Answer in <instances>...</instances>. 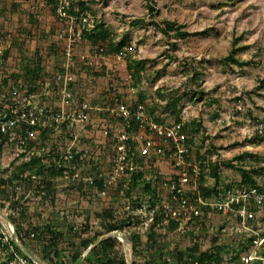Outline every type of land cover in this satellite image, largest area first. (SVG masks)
Returning <instances> with one entry per match:
<instances>
[{
  "label": "rangeland",
  "instance_id": "obj_1",
  "mask_svg": "<svg viewBox=\"0 0 264 264\" xmlns=\"http://www.w3.org/2000/svg\"><path fill=\"white\" fill-rule=\"evenodd\" d=\"M42 1L46 2L0 0V77L8 78V84L24 81L25 66L35 67L39 61L42 78H51L62 62L65 39L60 36V24L55 20L53 7L41 6ZM107 1L93 7L91 13L96 23H104L114 41H124V46L132 49L126 64L120 65L112 55L106 54L95 60L89 70L77 71L78 98L98 105L117 100L131 105L143 96L149 108L166 121L183 118L188 123L200 122L202 127L190 133L192 158L218 154L222 163L219 170L222 185L235 186L240 182L243 185L244 172H249L264 186V175L253 172L264 166V132H258L261 126L264 131V87H259L264 79V28L258 22L254 26L264 0H156L159 10L155 17L149 14L144 1L141 5H129L130 0H126L123 6L119 0ZM81 2L88 7L86 0ZM109 4L111 14L102 11L98 17V11ZM254 4L258 8L253 11ZM134 18H142L143 22L133 26L130 21ZM165 19L184 24L186 30L198 34L185 39L175 37L172 31L165 35L161 30ZM234 37L241 38L237 46L244 47L237 53L240 60L248 62L243 67L220 61L229 54ZM103 44L93 40L78 43L74 54H94ZM142 59L146 62L136 80L130 76L128 66ZM176 99L179 101L175 108ZM115 121L112 123L106 114L100 113L92 124L50 131L30 154L37 151L43 163L48 164L58 160L72 146L88 151L82 176L92 174L96 165L107 174L111 171L114 143L105 129L117 124ZM30 154L17 157L9 146H1L0 180L21 173L29 176V171L18 170V166L28 160ZM143 162L142 184L132 193H128L130 178L126 175L105 194H100L93 185L83 181L74 183L64 176L48 179L52 183L47 186L52 190L50 193L38 189L41 185L37 188L38 184L26 183L25 188L31 193L22 204L26 208L23 228L52 227L61 234L59 246L67 264H75L73 255L76 253H81L79 264H83L91 248L109 236L116 239L113 250L116 259L129 253L140 261L154 262L158 256L151 253L153 249L168 253L177 247L196 245L200 250H215L218 245L227 244L232 251L223 253V264H254L245 262V252L233 257L240 242H247L249 235L240 223L218 212L201 223L186 225L184 232L177 225L173 228L166 223L144 225L147 206L138 209L137 204L147 200L145 183L154 185L155 176L172 177L174 170L168 158H146ZM203 179L211 186L217 178L207 171ZM263 217L264 205L254 224L262 235ZM124 220L127 222L119 231H108L111 224ZM147 224L158 237L153 247H143L138 255H135L132 239L124 243L113 236H126L132 231L143 233ZM87 242L90 246L86 248ZM261 250L264 251V245ZM38 257L46 264L40 252Z\"/></svg>",
  "mask_w": 264,
  "mask_h": 264
},
{
  "label": "built area",
  "instance_id": "obj_2",
  "mask_svg": "<svg viewBox=\"0 0 264 264\" xmlns=\"http://www.w3.org/2000/svg\"><path fill=\"white\" fill-rule=\"evenodd\" d=\"M80 1L41 2V6L49 4L54 7L55 20L60 24V36L65 39L63 59L55 75L34 83L24 80L4 86L3 77H0V144L9 146L10 151L18 157L23 152L30 153L32 149H38L36 145L41 142L39 134L42 129L53 131L69 129L76 124H92L97 114L104 113L110 120L117 121V124L105 129L107 137L112 131L113 141L116 140L115 154L110 161L111 171L104 179L105 187L113 186L120 177L126 175V169L133 162L129 157V150H132L135 143L143 156L168 158L172 164V177L154 181L153 187L158 196L153 207L147 209L149 205L143 206H147L148 211L147 219L142 221L144 225L147 222L153 224L157 217L161 219V224L176 221L177 228L184 232L186 225L201 222L210 214L218 212L240 223L249 236H256L250 244L251 252L243 256L245 262L264 261V251L261 250L264 235L254 227L264 203V189L219 184L216 186L217 191L205 194L203 188L210 189L216 184L213 181L208 186L203 180L205 173L211 171L212 165H217L220 170L222 163L215 153L199 159L192 158L191 135L185 119L157 122L147 112L144 103L139 102L130 109L126 101L98 105L78 98L74 92L78 79L77 57L92 65L95 60L106 55L102 53V45L97 47L94 54H74L78 43L90 41L87 34L94 32L96 25V18L79 6ZM131 49V46H126L112 57L120 65L126 64ZM258 132H264L262 126L258 128ZM87 152L72 146L67 149L57 160V165L64 167V177L73 182L93 181L91 175L82 176L81 173ZM16 176L6 178L3 185L5 194L0 195V264H45L33 247L36 232L31 231L25 235L18 230L17 222H20L22 204L30 198L31 191L25 188L26 183H29L26 180L28 175L21 173ZM105 193L104 190L100 192ZM254 206L259 209L255 210ZM250 220L254 223H250ZM148 224L145 229H149ZM113 236L124 243L128 242L124 235ZM102 264H133L132 254L124 253L120 262L104 261Z\"/></svg>",
  "mask_w": 264,
  "mask_h": 264
},
{
  "label": "trees",
  "instance_id": "obj_3",
  "mask_svg": "<svg viewBox=\"0 0 264 264\" xmlns=\"http://www.w3.org/2000/svg\"><path fill=\"white\" fill-rule=\"evenodd\" d=\"M53 2V1H51ZM50 2V3H51ZM147 2V7H148V11L149 14L153 17L156 16L157 12V8L154 4L153 0H146ZM79 6L82 9H88V7L85 5L84 2H79ZM54 9V7H53ZM143 22L142 18H134L130 21L131 25H136V24H140ZM163 24V28H161V30L163 31V33L165 35H168L170 31L173 32V35L179 39H185L188 37H192L196 34H198V32H191L185 29V25L184 24H179L176 21H172V20H168L165 19L162 22ZM161 26V25H158ZM88 39L93 40L94 42H102V44L106 43V47L103 44L102 46L104 47L102 53L104 54H109V55H114L117 52L123 50L126 46H124V41H114V39L112 38V34L110 32V30H108L105 27V24L100 22V23H96L95 25V31L92 33H88L87 34ZM241 38L239 37H234L233 41H232V47L229 51V54L225 57L221 58V62L225 63V64H236L240 67H243L244 65L248 64L247 61L244 60H240L237 57V53L242 50V47L237 46L238 41ZM107 40H109L107 42ZM129 58V57H128ZM77 71L84 69L89 70V68H91V65L87 64L85 60L80 59L79 57H77ZM146 60H138L135 61L134 64H130L128 67H130L131 69V77L134 79H138L141 72L144 69V65H145ZM78 65H80V67H78ZM59 67L56 69V71L54 72L53 75H55V73L59 70ZM79 68V70H78ZM42 67H41V63L39 61V63L37 64V66L35 67H30V66H25V72H23V76H24V80L32 83L34 81H32L34 78H38V80L42 79L43 76H41L42 73ZM22 76V75H21ZM19 77V76H18ZM41 77V78H40ZM37 80V81H38ZM8 78H4L3 79V85L6 86L8 85ZM76 83L75 82V90L74 92H76ZM259 87H264V79H262L260 81ZM33 90V89H32ZM203 94V93H202ZM201 94V95H202ZM202 97V96H201ZM200 97V98H201ZM119 101V100H117ZM120 101H124V100H120ZM179 101V99L174 100L173 105L176 108L177 102ZM144 103L146 106V110L147 112L153 116L154 120L157 122H165L166 120L161 117V115L154 113V110L150 109L149 106L147 105V102L145 101L143 96H140L139 100L136 101L135 103L129 105L130 109H133L138 103ZM105 105V104H103ZM181 119V118H180ZM180 119H176L175 121H178ZM134 120V119H133ZM115 120H112V123ZM116 122V121H115ZM186 127L189 129V132H196L199 130L200 127H202V124L200 122H193V123H187ZM47 129H42L40 134H39V139L42 142L43 137H46V134H48ZM109 137H112V131L109 133ZM40 142V143H41ZM115 141H113L114 145H115ZM133 144V143H132ZM113 145V155L115 154V146ZM3 146V144H0V147ZM138 145L137 143L134 144V147L132 148V150H129V157L132 158V161L128 168L126 169V176H128L130 178V185H129V189H128V193H132V191L137 188L140 184H142V178H143V171H142V165H143V161L146 158H157V156H143L141 154V152L139 151V149L137 148ZM31 148V147H29ZM40 148V147H39ZM132 152H134L133 154H131ZM37 151L33 152V154H30V158L28 160H26L25 162H23V164L20 166H18V170L22 169V171H29V176L26 177V180L29 182V186H33L34 184H38L36 185V187L38 188L40 185V187L38 189H40L42 192L43 191H47L48 193H50L49 187L52 183L50 180H48L49 178H55V177H60V176H64V167L62 166H58L57 165V160L54 162H50L48 164L43 163V158L42 156H39L36 154ZM25 152L21 153V156H26L27 155ZM48 157V156H45ZM133 167L132 169L130 167ZM22 167V168H21ZM253 172H255L258 175H264V166L254 169ZM211 173L217 178L216 179V184L213 187H209L210 189L207 188H203L204 189V193L205 194H210L211 192H215L217 191L216 186H218L220 183V179H219V169L218 166H211ZM93 181L92 182H86L87 184L93 185L97 188L98 192L100 193L101 191H106L108 192L111 187H105L104 185V179L108 177V173H104L101 169V167L98 165H96L93 168V172L92 174H90ZM35 176V177H33ZM15 177H17L15 175ZM161 179L162 177L160 176H155V180L157 179ZM12 179V178H10ZM41 179V180H39ZM204 180V179H203ZM6 179H1L0 181V195H4L5 194V189H3V185L6 183ZM153 181V182H154ZM73 182V181H72ZM76 183V182H74ZM243 185L245 186H256L258 187L260 190H263L262 187H264L263 185L259 184V182L255 179V176H251V174H249V172H244V178L242 181ZM151 183H145V187L144 190L147 192V194L145 195L146 199L145 202L142 204L139 203L137 204V207H139L138 209L142 208L144 205H149V207H147V209H150L151 207L154 206L155 201L157 199L158 196V192L156 190V188L151 187ZM227 185V184H226ZM233 186L234 184H228L227 186ZM242 184H238V186H241ZM44 187V188H42ZM52 188V187H51ZM52 191V190H51ZM151 204V205H150ZM264 205V203L262 204ZM255 210H258V207H255ZM26 216V208L22 209V213H21V217H20V222L18 223V230L19 232H23L25 235L29 234L31 231L36 232V238L33 240V244H34V248L36 250V253L40 254L43 256V259L48 263V264H58L60 262V264H67L65 258H63L61 255V248H60V236L61 234H57L56 232H54V229L52 227H40V226H36L31 230L28 229H24L23 228V223L22 220L23 218ZM264 220V217L262 218ZM127 221H121L118 224H111L108 227V231H114L117 230L119 231V229L123 228V226L125 225ZM161 219L157 218L155 219V222L153 223L154 225L157 224H161ZM250 223L254 221L250 220ZM201 223V222H200ZM167 226H172L174 228V226L177 225L176 221H171L170 223H166ZM153 225V226H154ZM143 233L141 232H137V231H132L130 233H128L126 235L127 241L128 239H132V247L134 249L135 255H138L137 253H139V251H143V247H145L146 249L150 247H153V243L155 241L156 243V238L158 237V235H156L153 231H152V227H150V229H146V230H142ZM245 232V231H244ZM247 235L248 233L245 232ZM256 236L255 235H250L247 236V242H240V246H239V250H236V255H233V257L235 256L236 258L239 257L241 255V253H250L251 252V245L254 238ZM98 239H96L94 242H96ZM116 239L108 237L106 239H102L101 241L97 242L89 251L86 260L84 261L85 264H102L104 261H108V262H120L123 260V258L121 259H116L114 258L115 256H113L114 254V244H115ZM146 244V245H145ZM149 245V246H147ZM86 248L90 246V244L87 242L85 243ZM41 248V250L39 251V248ZM140 247L142 249H140ZM39 251V252H38ZM153 254H156V256H158V261H156L157 259L154 260V262H150V260L146 261H140L138 260V258L134 257L132 255L133 258V264H196V262L198 264H223V253H227L229 251H232V248L230 245H218L216 247L215 250H211V249H207V250H200L199 246H193L191 248H180L177 247L176 249L169 251L168 253L165 252L164 250H152ZM152 254V255H153ZM80 257H81V253H76L73 255V259L75 261V263H80ZM59 262H58V259ZM152 261V260H151ZM156 261V262H155ZM83 263V264H84ZM254 264H264L263 261H256L254 262Z\"/></svg>",
  "mask_w": 264,
  "mask_h": 264
},
{
  "label": "crops",
  "instance_id": "obj_4",
  "mask_svg": "<svg viewBox=\"0 0 264 264\" xmlns=\"http://www.w3.org/2000/svg\"><path fill=\"white\" fill-rule=\"evenodd\" d=\"M86 1H87L86 3L88 4V8L90 9V10L89 9H87V10L89 12H92L93 11V7L99 6L100 5V1H105V0H86ZM111 1L112 0H109V2H111ZM114 1L115 2L117 1L118 2V0H113V2ZM119 1L121 2V6H123L125 4V1L126 0H119ZM142 1H144L146 3V5H147L146 0H130L129 1V5H131V4L135 5L136 3L139 4V5H141V2ZM153 1H154V4H155V6L157 8V12H158L159 9H158V6H157V1L156 0H153ZM106 2H108V1L106 0ZM109 5H105L104 8H102L101 10L98 11V13L95 11V13H97V16L100 17L102 11H104L105 13L111 14L112 9H111V5L110 6ZM256 5L257 4H254L253 11L254 10H257L258 7H256ZM147 9H148V7H147ZM258 10H260V9H258ZM255 21L256 22L254 23V26L258 22V23H260L261 27L264 28V6H262V12H260L259 15L255 18ZM242 48H244V47H242Z\"/></svg>",
  "mask_w": 264,
  "mask_h": 264
},
{
  "label": "water",
  "instance_id": "obj_5",
  "mask_svg": "<svg viewBox=\"0 0 264 264\" xmlns=\"http://www.w3.org/2000/svg\"><path fill=\"white\" fill-rule=\"evenodd\" d=\"M109 237H110V236H109ZM106 238H108V237H106ZM106 238H103V239H106ZM101 240H102V239H100L99 241H101ZM99 241H98V242H99Z\"/></svg>",
  "mask_w": 264,
  "mask_h": 264
}]
</instances>
